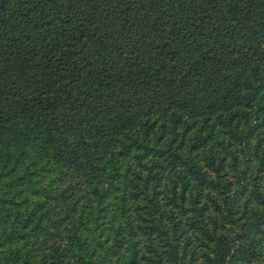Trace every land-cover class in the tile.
<instances>
[{
	"label": "trees",
	"instance_id": "obj_1",
	"mask_svg": "<svg viewBox=\"0 0 264 264\" xmlns=\"http://www.w3.org/2000/svg\"><path fill=\"white\" fill-rule=\"evenodd\" d=\"M0 264H264V0H0Z\"/></svg>",
	"mask_w": 264,
	"mask_h": 264
}]
</instances>
